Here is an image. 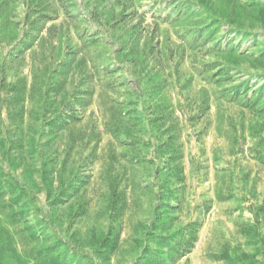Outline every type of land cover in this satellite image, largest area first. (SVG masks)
Returning <instances> with one entry per match:
<instances>
[{"label":"rangeland","instance_id":"obj_1","mask_svg":"<svg viewBox=\"0 0 264 264\" xmlns=\"http://www.w3.org/2000/svg\"><path fill=\"white\" fill-rule=\"evenodd\" d=\"M0 170V264H264V0H0Z\"/></svg>","mask_w":264,"mask_h":264},{"label":"trees","instance_id":"obj_2","mask_svg":"<svg viewBox=\"0 0 264 264\" xmlns=\"http://www.w3.org/2000/svg\"><path fill=\"white\" fill-rule=\"evenodd\" d=\"M39 18L37 20H34L33 23H37L38 20H41L42 15L39 14ZM46 18V16H44ZM27 36H30V33L27 34ZM109 85V84H108ZM1 88L7 92V93H13V96L7 100V108L10 109V105L18 100L16 94L20 93L21 89L19 88L18 84H1ZM133 113V110L123 108V104L120 103L117 105V107H113L110 109V114H108L105 118V126L106 130L111 133L114 138L122 145L126 146L128 148L127 152H124L123 157H127L130 155H133L136 148H138L141 144L148 145V142H146L143 138L139 137L134 130L135 123L133 122V119H138V116H135V118H131V115ZM67 115L65 117H60L56 121L55 125H63L65 122H69L71 118H75L73 113H66ZM125 137V138H123ZM130 159L133 160V157H130ZM4 174L0 170V185L3 187H7V189H12L9 193H15L16 190L13 189L14 184L11 182V180H6L3 182ZM110 185L112 190V195L114 201L118 199V184L114 178L110 179ZM113 234H107L105 235L101 240H99V247L95 251V253L98 255L99 258L103 260H108L110 255L113 253V251L117 248L118 245V238L113 237ZM78 242V241H77ZM168 243V242H167ZM65 244V247L63 249L58 250L57 244L54 243L52 245H48L46 248H44L47 251V255H50L51 253H55L51 259V263L53 264H78L79 259V253L80 249L76 246H73V244L69 241H60V245ZM193 241H185L184 239L177 243V245L172 248V250L181 253L182 255H185L188 252H191V249L193 248ZM165 247L164 242L159 243V248L152 249L150 247L147 248V258L146 262L147 264H167L166 259L163 256V252L161 251L162 248ZM230 264H256L251 262L244 261L243 257L239 254H231L226 253L224 256Z\"/></svg>","mask_w":264,"mask_h":264}]
</instances>
